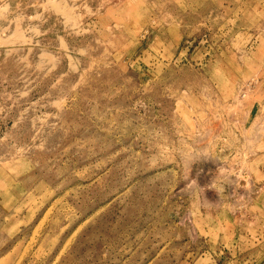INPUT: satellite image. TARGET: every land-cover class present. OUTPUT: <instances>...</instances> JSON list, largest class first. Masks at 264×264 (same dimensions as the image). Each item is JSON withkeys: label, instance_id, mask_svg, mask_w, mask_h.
Returning a JSON list of instances; mask_svg holds the SVG:
<instances>
[{"label": "rangeland", "instance_id": "1", "mask_svg": "<svg viewBox=\"0 0 264 264\" xmlns=\"http://www.w3.org/2000/svg\"><path fill=\"white\" fill-rule=\"evenodd\" d=\"M263 81L264 0H0V264H264Z\"/></svg>", "mask_w": 264, "mask_h": 264}, {"label": "crops", "instance_id": "2", "mask_svg": "<svg viewBox=\"0 0 264 264\" xmlns=\"http://www.w3.org/2000/svg\"><path fill=\"white\" fill-rule=\"evenodd\" d=\"M262 90H264V81H263V84H262ZM262 101H263L262 103H264V98H263ZM259 108H260V106H259Z\"/></svg>", "mask_w": 264, "mask_h": 264}]
</instances>
